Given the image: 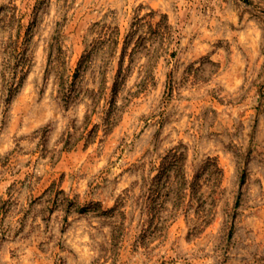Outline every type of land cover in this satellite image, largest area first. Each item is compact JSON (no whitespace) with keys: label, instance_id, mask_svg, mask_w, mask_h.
Masks as SVG:
<instances>
[{"label":"rangeland","instance_id":"1","mask_svg":"<svg viewBox=\"0 0 264 264\" xmlns=\"http://www.w3.org/2000/svg\"><path fill=\"white\" fill-rule=\"evenodd\" d=\"M0 264H264V0H0Z\"/></svg>","mask_w":264,"mask_h":264}]
</instances>
